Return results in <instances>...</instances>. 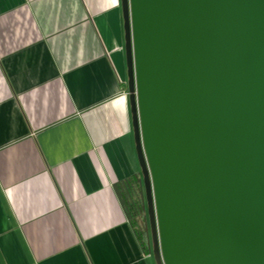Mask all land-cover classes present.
<instances>
[{"label":"crops","instance_id":"crops-1","mask_svg":"<svg viewBox=\"0 0 264 264\" xmlns=\"http://www.w3.org/2000/svg\"><path fill=\"white\" fill-rule=\"evenodd\" d=\"M120 7L0 0V264H155L125 206L142 177Z\"/></svg>","mask_w":264,"mask_h":264},{"label":"water","instance_id":"water-1","mask_svg":"<svg viewBox=\"0 0 264 264\" xmlns=\"http://www.w3.org/2000/svg\"><path fill=\"white\" fill-rule=\"evenodd\" d=\"M155 264H264V0H120Z\"/></svg>","mask_w":264,"mask_h":264},{"label":"trees","instance_id":"trees-1","mask_svg":"<svg viewBox=\"0 0 264 264\" xmlns=\"http://www.w3.org/2000/svg\"><path fill=\"white\" fill-rule=\"evenodd\" d=\"M139 180H136V185L139 187ZM126 206V205H125ZM127 209V206H126ZM144 207H143V199L142 197H139L137 200V206L133 210L127 209V215L128 218L131 222V224L134 227L135 233L137 238L139 239L142 247L144 248L145 251H149L151 247V241H150V231H149V226H148V220H147V215L145 213ZM132 211V212H130Z\"/></svg>","mask_w":264,"mask_h":264},{"label":"rangeland","instance_id":"rangeland-1","mask_svg":"<svg viewBox=\"0 0 264 264\" xmlns=\"http://www.w3.org/2000/svg\"><path fill=\"white\" fill-rule=\"evenodd\" d=\"M141 183H142V179H141ZM141 183H139L140 184L139 187L133 188L130 192H128L125 195V200H126L125 203H126L127 209L134 211V209L137 206V200L139 199V197H142L143 207H144L143 211H145V213H146V203H145V197H144V190H143V185ZM130 212H132V211H130Z\"/></svg>","mask_w":264,"mask_h":264}]
</instances>
